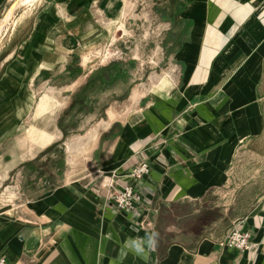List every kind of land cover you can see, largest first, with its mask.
Segmentation results:
<instances>
[{
  "label": "crops",
  "instance_id": "1",
  "mask_svg": "<svg viewBox=\"0 0 264 264\" xmlns=\"http://www.w3.org/2000/svg\"><path fill=\"white\" fill-rule=\"evenodd\" d=\"M149 3L157 59L146 80L132 79L133 57L86 68L82 53L145 19ZM11 15L24 24L3 29L0 149L34 132L0 154V258L264 264V0H34ZM143 156L151 170L135 180ZM121 184L141 194L135 213L110 198ZM235 221L250 251L219 244ZM151 231L159 247L144 260L126 241Z\"/></svg>",
  "mask_w": 264,
  "mask_h": 264
},
{
  "label": "rangeland",
  "instance_id": "2",
  "mask_svg": "<svg viewBox=\"0 0 264 264\" xmlns=\"http://www.w3.org/2000/svg\"><path fill=\"white\" fill-rule=\"evenodd\" d=\"M34 0H31L29 2L28 0H23L22 2L15 5V0H2V4L0 7V47H1V53L0 57L3 58V54L6 52V50H9V42H8V34L7 31L3 29H9L11 27H23V16L24 15H11L13 12H21L23 9V5L26 4H32ZM129 8L131 7V4L129 3ZM157 4L149 3V5L144 9V17L145 19L136 20L135 18L130 20L128 22L127 30H124L122 32V35L120 36L115 35V37L108 41L107 44H101L100 46H97L96 48H91V50H85L82 54L83 57V63L86 66V68L90 67V64L93 63V59L95 57H98L100 61H105L110 58H117L123 57L125 59H129L130 57H133V59H136L137 65L132 71V79L139 80V81H145L147 76L152 71V65L153 63H156L157 59V50L155 52H152L154 49V46L156 45V36H153L151 34V20L147 16V11L150 13L149 15H153L155 12H157L156 9ZM155 6V7H154ZM8 15V16H7ZM103 15V14H101ZM7 16V19H4V17ZM33 16V15H32ZM120 25H117L114 28H119ZM21 38V37H17ZM15 39V38H14ZM12 39V42L14 41ZM90 41L89 39L83 41L84 43ZM92 41V40H91ZM83 43V44H84ZM121 43V44H120ZM106 49L108 53L103 54V50ZM87 57H86V56ZM111 55V56H110ZM155 62H152L151 59ZM4 67L0 68V73L4 72ZM54 90V89H53ZM49 90L48 93L50 95V98L53 97L52 91ZM46 92V91H44ZM32 97V93L29 95ZM51 117L47 119L49 121ZM36 126H40L39 123L36 121L32 122ZM44 125L47 124L43 123ZM24 133L19 132L15 135V144L17 145L15 148H2L0 149V154L3 155L5 153H10V151L13 149L17 152L20 150L22 151V148H19L18 145L21 142V138L23 137ZM77 145V142L74 144ZM63 154V148L61 147H54L50 148L48 150L47 155L52 156L55 159L60 157ZM49 166H55L49 164ZM213 215V214H212ZM211 216V215H209Z\"/></svg>",
  "mask_w": 264,
  "mask_h": 264
},
{
  "label": "built area",
  "instance_id": "3",
  "mask_svg": "<svg viewBox=\"0 0 264 264\" xmlns=\"http://www.w3.org/2000/svg\"><path fill=\"white\" fill-rule=\"evenodd\" d=\"M151 166L152 162L143 156L131 166L130 176L135 180H140L149 174ZM110 198L118 210L130 213H135L137 205L141 202V194L128 184H121L120 188L116 189ZM219 244L239 251H250L254 248V244L251 241V233L243 227L241 221L231 223L224 237L219 240ZM0 264H7L4 257L0 258Z\"/></svg>",
  "mask_w": 264,
  "mask_h": 264
},
{
  "label": "clouds",
  "instance_id": "4",
  "mask_svg": "<svg viewBox=\"0 0 264 264\" xmlns=\"http://www.w3.org/2000/svg\"><path fill=\"white\" fill-rule=\"evenodd\" d=\"M160 234L157 231L146 232L143 237L129 238L126 247L136 256L148 260L151 252L159 247Z\"/></svg>",
  "mask_w": 264,
  "mask_h": 264
},
{
  "label": "bare ground",
  "instance_id": "5",
  "mask_svg": "<svg viewBox=\"0 0 264 264\" xmlns=\"http://www.w3.org/2000/svg\"><path fill=\"white\" fill-rule=\"evenodd\" d=\"M23 0H15V5L16 4H18V3H20V2H22ZM29 2H31V0H28ZM126 8V7H125ZM124 9V8H123ZM123 13H125V11L123 12ZM8 16V15H7ZM7 16H5L4 17V19H7ZM104 23V22H103ZM106 23V22H105ZM109 24H111V22H109ZM105 28V27H104ZM98 43V42H97ZM92 47H93V45H92ZM87 50H91V49H87ZM106 54V53H108V51H106V49H104L103 50V54ZM83 54V53H82ZM86 56V55H85ZM87 57V56H86ZM84 60V59H83ZM84 62V61H83ZM160 82L163 84L164 82H165V78H162L161 80H160ZM160 86H162V85H160ZM160 86H159V88H160ZM49 95V94H48ZM50 96V95H49ZM124 103V102H123ZM42 105V104H41ZM122 105V104H121ZM128 106V105H127ZM41 107V106H40ZM131 107V106H130ZM129 110V109H128ZM33 129H34V127L32 126V124H30V126H29V128L27 129V131L25 132V134L23 135V137L25 138L26 137V139H28L27 137L28 136H32L33 135ZM44 129V128H43ZM49 134H51V133H49ZM97 131L96 132H91V133H87V136L85 137V139H87V141L88 140H90V145L89 146H87L86 148H85V150L83 151V156H86L89 152H90V150L92 149V146H93V144L95 143V141H96V138H97ZM51 136V135H50ZM34 137V136H33ZM53 137V136H52ZM53 139V138H52ZM38 140V139H37ZM50 141V140H49ZM48 143V142H47ZM40 145V144H39ZM29 146V145H28ZM34 146V145H33ZM44 146V145H43ZM38 147V146H37ZM29 148V147H28ZM77 148V147H76ZM39 149H40V147H39ZM68 149H70V145H68ZM34 152V151H33ZM73 155V154H72ZM82 156V157H83ZM79 157V156H78ZM81 157V158H82ZM76 162V161H75Z\"/></svg>",
  "mask_w": 264,
  "mask_h": 264
}]
</instances>
